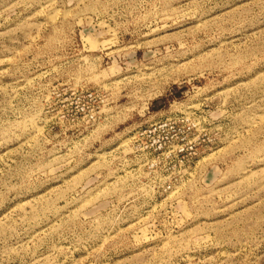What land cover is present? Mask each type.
Instances as JSON below:
<instances>
[{
    "label": "rangeland",
    "instance_id": "rangeland-1",
    "mask_svg": "<svg viewBox=\"0 0 264 264\" xmlns=\"http://www.w3.org/2000/svg\"><path fill=\"white\" fill-rule=\"evenodd\" d=\"M0 264H264V0H0Z\"/></svg>",
    "mask_w": 264,
    "mask_h": 264
}]
</instances>
